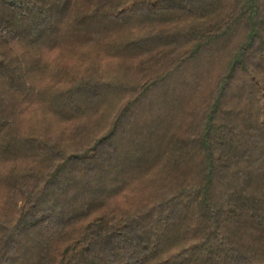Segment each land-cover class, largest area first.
Listing matches in <instances>:
<instances>
[{
  "label": "trees",
  "instance_id": "trees-1",
  "mask_svg": "<svg viewBox=\"0 0 264 264\" xmlns=\"http://www.w3.org/2000/svg\"><path fill=\"white\" fill-rule=\"evenodd\" d=\"M0 264H264V0H0Z\"/></svg>",
  "mask_w": 264,
  "mask_h": 264
}]
</instances>
